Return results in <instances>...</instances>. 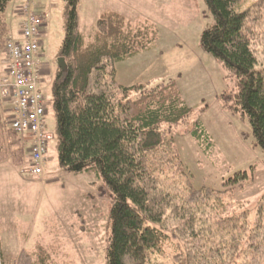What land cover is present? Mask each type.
I'll use <instances>...</instances> for the list:
<instances>
[{
    "label": "trees",
    "instance_id": "obj_1",
    "mask_svg": "<svg viewBox=\"0 0 264 264\" xmlns=\"http://www.w3.org/2000/svg\"><path fill=\"white\" fill-rule=\"evenodd\" d=\"M63 1L65 38L58 58L67 69L56 68L52 80L55 149L63 170L95 174L99 195L112 202L105 264H264V196L253 218L233 200L236 188L252 177L238 172L220 190L196 189L184 168L175 138L187 126L191 109L176 83L123 87L115 81V64L149 50L153 29L110 11L85 43L79 0ZM11 2L0 0V53ZM204 2L214 23L202 32L200 46L235 84L220 101L247 118L255 145L264 152V67L257 68L255 54L264 45V0L244 11L240 0ZM1 99L0 162L11 158L16 164L26 150L4 119ZM193 127L183 135L199 146L209 142L199 123ZM54 250L37 244L12 264H59Z\"/></svg>",
    "mask_w": 264,
    "mask_h": 264
},
{
    "label": "rangeland",
    "instance_id": "obj_2",
    "mask_svg": "<svg viewBox=\"0 0 264 264\" xmlns=\"http://www.w3.org/2000/svg\"><path fill=\"white\" fill-rule=\"evenodd\" d=\"M255 1L240 0L238 8L244 11ZM26 2L41 18L39 48L49 72L41 80L40 91L46 106L45 126L52 139L44 182L41 176L27 174L26 154L16 164L11 158L0 162V264L2 260L12 264L23 251L30 253L37 244L48 243L56 248L59 264H105L112 202L99 195L95 174L63 170L55 149L51 87L65 38L66 6L63 0H12L7 10L22 8ZM110 11L136 26L151 27L155 36L149 50L115 64L117 84L154 86L174 81L191 109L175 146L194 188L220 190L224 181L246 172L252 181L236 188L233 200L242 203L253 218L264 196V152L255 145L247 118L232 114L220 101V95L235 84L200 46L202 32L214 23L204 0H79L78 25L85 43L91 40L100 17ZM255 51L257 68H263L264 45ZM195 123L209 142L199 146L183 135ZM53 179L57 181L48 183Z\"/></svg>",
    "mask_w": 264,
    "mask_h": 264
},
{
    "label": "built area",
    "instance_id": "obj_3",
    "mask_svg": "<svg viewBox=\"0 0 264 264\" xmlns=\"http://www.w3.org/2000/svg\"><path fill=\"white\" fill-rule=\"evenodd\" d=\"M28 3L21 8L20 41L8 38L5 52L8 67L0 80V97L11 100L13 117L10 128L17 136L32 139L27 173L40 177L47 162L52 139L45 126L46 106L39 89L41 66L38 60L41 18Z\"/></svg>",
    "mask_w": 264,
    "mask_h": 264
},
{
    "label": "crops",
    "instance_id": "obj_4",
    "mask_svg": "<svg viewBox=\"0 0 264 264\" xmlns=\"http://www.w3.org/2000/svg\"><path fill=\"white\" fill-rule=\"evenodd\" d=\"M26 3H24V4H26ZM30 10L35 12L34 8H31ZM44 10H46V9H44ZM22 18L23 17L21 14V8H11L9 11L6 10L5 20H6L7 29H8L7 39L12 38L16 41H20V39H21L20 26L22 23ZM48 40H49V38H48ZM39 41L41 42L42 39H40ZM37 57H38V60L40 62V66H41L40 67L41 68L40 82H39V89H40L41 80L49 71L47 69L48 68L47 64L42 62L43 54H41L40 48H39ZM7 67H8V58H7L6 52L3 50L0 53V80L4 76ZM1 102H2L1 107H2L4 119L8 120V122L10 123V120L13 117V104H12L11 100H8V99H6V100L1 99ZM18 138H19L20 144H22V146L26 150V163H25V165L29 166V164H30V149H31L32 139L29 136V134H25L23 136H18ZM47 167L48 166L45 167L44 172H43V176H41L42 177L40 179L41 182L45 181L44 176H45V174H48ZM38 181H39V179H38ZM55 181H57V179L50 180V181H48V183H53ZM49 244L50 243H48L47 245H49ZM47 245H46V247H47Z\"/></svg>",
    "mask_w": 264,
    "mask_h": 264
},
{
    "label": "water",
    "instance_id": "obj_5",
    "mask_svg": "<svg viewBox=\"0 0 264 264\" xmlns=\"http://www.w3.org/2000/svg\"><path fill=\"white\" fill-rule=\"evenodd\" d=\"M56 66L62 72H65L67 69L66 62H65L64 58H62V57L58 58Z\"/></svg>",
    "mask_w": 264,
    "mask_h": 264
}]
</instances>
